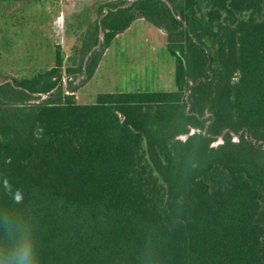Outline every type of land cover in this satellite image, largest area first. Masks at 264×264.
Segmentation results:
<instances>
[{
	"label": "trees",
	"instance_id": "16d2710c",
	"mask_svg": "<svg viewBox=\"0 0 264 264\" xmlns=\"http://www.w3.org/2000/svg\"><path fill=\"white\" fill-rule=\"evenodd\" d=\"M106 6L68 72L144 18L176 88L81 104L61 47L0 82V264H264V0Z\"/></svg>",
	"mask_w": 264,
	"mask_h": 264
},
{
	"label": "rangeland",
	"instance_id": "374dc122",
	"mask_svg": "<svg viewBox=\"0 0 264 264\" xmlns=\"http://www.w3.org/2000/svg\"><path fill=\"white\" fill-rule=\"evenodd\" d=\"M69 1L74 0H0V82L31 77L54 66L61 47L65 53L63 88L70 93L75 90L81 104L96 102L100 93L176 88L175 58L167 49L166 31L144 18L117 34L108 50L97 45L87 52L82 71L68 72L79 67L82 50L93 35L98 36L99 44L104 42L106 31L96 28L99 8L105 5L100 8L105 13L109 2L124 0H75L73 10ZM51 5L56 15L64 9V22L46 13ZM193 131L198 129L191 128L188 134ZM188 134L178 137L184 140ZM221 142L218 139L214 145Z\"/></svg>",
	"mask_w": 264,
	"mask_h": 264
},
{
	"label": "crops",
	"instance_id": "0c3cea01",
	"mask_svg": "<svg viewBox=\"0 0 264 264\" xmlns=\"http://www.w3.org/2000/svg\"><path fill=\"white\" fill-rule=\"evenodd\" d=\"M41 1V0H40ZM52 2V1H51ZM70 2V4H69V7H71L70 9L71 10H73V8H74V4H75V0L74 1H69ZM51 4V3H50ZM52 6V5H51ZM53 7V6H52ZM46 9V13H51V15H56L55 13H54V7L53 8H51V7H47V8H45ZM64 9L63 8H61V10H60V12L55 16V19H57V21H59V22H64ZM57 17V18H56ZM107 50H108V48H107ZM107 50L105 51V55H106V52H107Z\"/></svg>",
	"mask_w": 264,
	"mask_h": 264
},
{
	"label": "water",
	"instance_id": "95a60500",
	"mask_svg": "<svg viewBox=\"0 0 264 264\" xmlns=\"http://www.w3.org/2000/svg\"><path fill=\"white\" fill-rule=\"evenodd\" d=\"M192 133H194V131H193V132H191L190 134H192Z\"/></svg>",
	"mask_w": 264,
	"mask_h": 264
}]
</instances>
